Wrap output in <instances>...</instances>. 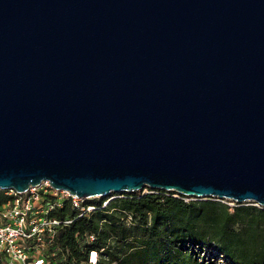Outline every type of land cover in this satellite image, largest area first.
Masks as SVG:
<instances>
[{"label":"water","instance_id":"1","mask_svg":"<svg viewBox=\"0 0 264 264\" xmlns=\"http://www.w3.org/2000/svg\"><path fill=\"white\" fill-rule=\"evenodd\" d=\"M44 181L264 208V0H0V190Z\"/></svg>","mask_w":264,"mask_h":264},{"label":"trees","instance_id":"2","mask_svg":"<svg viewBox=\"0 0 264 264\" xmlns=\"http://www.w3.org/2000/svg\"><path fill=\"white\" fill-rule=\"evenodd\" d=\"M149 190L74 219L56 238L67 263L84 264L90 249H102L98 264H264L263 207ZM7 199L0 190V205ZM123 212L132 217L128 226ZM54 214L74 216L66 205ZM86 233L96 235L94 242L83 244Z\"/></svg>","mask_w":264,"mask_h":264},{"label":"built area","instance_id":"3","mask_svg":"<svg viewBox=\"0 0 264 264\" xmlns=\"http://www.w3.org/2000/svg\"><path fill=\"white\" fill-rule=\"evenodd\" d=\"M3 191L8 199L0 205V264H68L66 253L56 241L57 235L74 219L107 208L109 202L98 205L94 203L97 200H92L95 198L78 197L52 187L47 181L23 192ZM64 205L73 212V218H58L54 214ZM120 221L128 226L132 217L123 212ZM95 239V234L86 233L83 244ZM101 251L90 249L84 264H98Z\"/></svg>","mask_w":264,"mask_h":264},{"label":"rangeland","instance_id":"4","mask_svg":"<svg viewBox=\"0 0 264 264\" xmlns=\"http://www.w3.org/2000/svg\"><path fill=\"white\" fill-rule=\"evenodd\" d=\"M149 188H145L143 190H140L139 192L141 193H146V192H149ZM131 193H138V191H134V192H119V193H110L108 196H104V197H99V198H95V199H92V200H103V201H112L116 198H125V197H128V196H131ZM209 199H213V200H217V199H214L212 197H195V196H188L187 198H185L186 201H189V200H209ZM217 201H220L221 203L223 204H227L229 207H232L235 205V202L231 201V200H225V199H222V200H217ZM108 202V203H109ZM243 204H252V205H255L253 202L250 203V202H244L242 203L241 205ZM257 206V205H255ZM260 207V206H258Z\"/></svg>","mask_w":264,"mask_h":264}]
</instances>
